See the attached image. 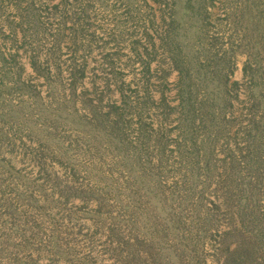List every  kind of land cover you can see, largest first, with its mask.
Wrapping results in <instances>:
<instances>
[{"label":"rangeland","instance_id":"374dc122","mask_svg":"<svg viewBox=\"0 0 264 264\" xmlns=\"http://www.w3.org/2000/svg\"><path fill=\"white\" fill-rule=\"evenodd\" d=\"M0 264H264V0H0Z\"/></svg>","mask_w":264,"mask_h":264}]
</instances>
